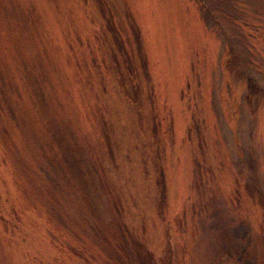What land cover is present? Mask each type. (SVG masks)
<instances>
[{"label": "rangeland", "instance_id": "obj_1", "mask_svg": "<svg viewBox=\"0 0 264 264\" xmlns=\"http://www.w3.org/2000/svg\"><path fill=\"white\" fill-rule=\"evenodd\" d=\"M0 264H264V0H0Z\"/></svg>", "mask_w": 264, "mask_h": 264}]
</instances>
